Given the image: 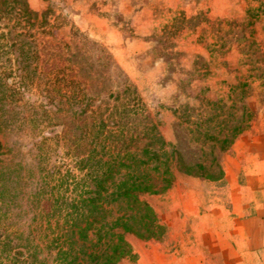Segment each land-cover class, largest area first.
I'll return each instance as SVG.
<instances>
[{
  "label": "rangeland",
  "instance_id": "1",
  "mask_svg": "<svg viewBox=\"0 0 264 264\" xmlns=\"http://www.w3.org/2000/svg\"><path fill=\"white\" fill-rule=\"evenodd\" d=\"M27 2L38 13L48 10L51 24L45 31L25 28L36 37L43 59L47 51L70 42L72 29L77 28L104 47L126 75L137 108L148 115L141 122L152 123L151 135L159 132L170 143L167 148L175 147L186 164H207L201 149L208 152L215 146L221 166L216 178L175 171L164 189L141 196L163 229L159 238L126 234L133 257L122 264H264V0ZM249 8L258 15L254 22ZM55 17L58 21L53 22ZM4 23L0 21V26ZM20 52L18 48L0 55V76ZM26 69L32 75L31 66ZM17 80L14 74L2 79L12 87ZM3 94L0 86V100ZM34 98L26 94L25 112ZM13 99L9 95L5 103L0 101L1 109L11 105L17 110ZM246 109L253 117L244 126ZM40 123L41 128L47 120L41 117ZM199 123L208 135L218 134L221 127L219 137L230 136L235 125L243 128L221 154L213 140H206L203 147L194 142L186 127ZM0 125V140L11 147L15 137L4 123ZM18 133L23 138L16 144V159L22 160V173L31 168L32 182L26 188L30 192L41 175L42 157L36 156L35 143L42 136ZM42 135L47 137V130ZM2 158L5 163L10 160ZM59 161L69 159L61 153ZM43 163L47 167V157ZM247 216L252 220L238 222L235 231L236 221L231 224V219Z\"/></svg>",
  "mask_w": 264,
  "mask_h": 264
},
{
  "label": "trees",
  "instance_id": "2",
  "mask_svg": "<svg viewBox=\"0 0 264 264\" xmlns=\"http://www.w3.org/2000/svg\"><path fill=\"white\" fill-rule=\"evenodd\" d=\"M254 11L248 10L251 22L258 16ZM2 20L0 28L6 31H0V55L18 48L21 52L0 76L1 103L9 95L17 101V110L0 105V122L15 137L11 147L0 140V264H122L133 257L126 234L159 238L163 229L141 196L164 189L175 171L216 178L221 166L215 146L208 152L201 149L207 164H186L159 132L151 135L152 123L141 122L148 115L137 108L126 75L104 47L77 28L70 42L47 51L43 59L36 37L28 39L25 28L45 31L51 24L48 10L38 13L27 0H0ZM30 66L32 75L26 69ZM13 74L18 78L14 87L2 81ZM28 92L35 98L25 112ZM247 110L244 126L253 117ZM41 117L47 125L40 128ZM186 128L194 142L203 147L213 140L223 154L243 126H233L231 135L222 137L221 127L209 135L202 123ZM46 130L47 137L42 135ZM19 131L42 136L35 143L41 175L30 192L31 168L22 173V160L16 159V144L23 138ZM61 153L68 162L59 161Z\"/></svg>",
  "mask_w": 264,
  "mask_h": 264
},
{
  "label": "crops",
  "instance_id": "3",
  "mask_svg": "<svg viewBox=\"0 0 264 264\" xmlns=\"http://www.w3.org/2000/svg\"><path fill=\"white\" fill-rule=\"evenodd\" d=\"M232 220H235L236 222H235V227H234V230L236 231V226H237V224H238V222L239 223H242L243 224V221H246V222H250L251 220H252V218H250L249 216H247V217H242V218H240V217H234V218H232L231 219V224H233V222H232ZM215 255L217 254H220V253H214Z\"/></svg>",
  "mask_w": 264,
  "mask_h": 264
}]
</instances>
